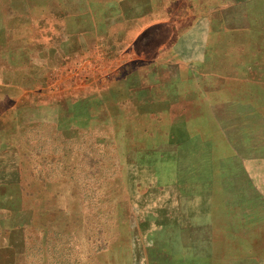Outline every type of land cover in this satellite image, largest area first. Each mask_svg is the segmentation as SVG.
I'll use <instances>...</instances> for the list:
<instances>
[{
    "label": "rangeland",
    "instance_id": "1",
    "mask_svg": "<svg viewBox=\"0 0 264 264\" xmlns=\"http://www.w3.org/2000/svg\"><path fill=\"white\" fill-rule=\"evenodd\" d=\"M0 264H264V0H0Z\"/></svg>",
    "mask_w": 264,
    "mask_h": 264
},
{
    "label": "crops",
    "instance_id": "2",
    "mask_svg": "<svg viewBox=\"0 0 264 264\" xmlns=\"http://www.w3.org/2000/svg\"><path fill=\"white\" fill-rule=\"evenodd\" d=\"M104 33L106 34V32H104ZM153 62H154V60H153ZM102 78L107 79V75L106 74L102 75ZM108 79H113V77L110 76Z\"/></svg>",
    "mask_w": 264,
    "mask_h": 264
}]
</instances>
